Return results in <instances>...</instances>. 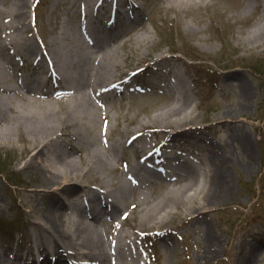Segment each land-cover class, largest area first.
<instances>
[{"label":"rangeland","instance_id":"1","mask_svg":"<svg viewBox=\"0 0 264 264\" xmlns=\"http://www.w3.org/2000/svg\"><path fill=\"white\" fill-rule=\"evenodd\" d=\"M109 1L102 0L100 4L101 0H93L96 9L88 14L84 13L82 0H40L38 28L32 27V31L43 42V36L44 39L52 36L61 20L75 27L90 22L94 16V22L98 23V19L110 17L112 4L107 5ZM134 1L139 5L138 18L125 26L117 22L118 30L126 27L129 32L113 41L114 46L118 45L120 62L114 82L124 86L123 75L144 62L147 64L128 85L135 87L134 92L108 96V101L103 103L108 118L79 124L84 141L93 138L102 127L105 141L98 140L100 145H103L101 141H120L123 146L114 162L116 167L105 172L86 171L81 179L82 187L90 193L101 192L107 188L104 185L114 183L115 186L121 169L142 172L138 168L139 160L150 148L126 141L140 128L153 142H159L160 137L143 130L142 123L155 124L154 114L171 102L167 64L177 65L185 76L195 109L191 130H186L187 136L172 148L195 161L201 175L206 168L202 160L206 161L207 142L219 146L228 160L231 185L224 197L210 203L204 201V190L194 193L192 189L185 201L179 206H170L162 219L144 223L140 222V212L132 202L121 203L122 209L117 215L105 216L98 223L99 230L107 240L115 231L114 225L122 222L125 230L135 234L149 264H239L240 257L259 242L261 252L253 264H264V42H255L249 36L262 11L258 6L250 9L247 0L191 2L188 9L176 5L170 8L167 0ZM141 32L148 34V38L144 43H137L134 38ZM130 35L129 43L123 45V39ZM160 55L177 59L168 58L162 60V64L149 61ZM26 64L24 60L20 62L24 76L29 73L24 71ZM145 82L148 84L138 90V85ZM14 98L20 101L17 96ZM66 100L67 96L62 102ZM54 106L60 109L56 97ZM72 134L70 130L60 136L62 139L57 135L55 141L71 147L78 142ZM21 135L25 141L17 133H13L10 140L0 141V249L11 254L28 248L27 232L31 223L41 216L49 202L50 191L43 187L53 186L50 188L53 191L62 182L43 181V173L24 158L23 146L30 142L25 132ZM190 135L194 139H190ZM172 148L168 155L173 154ZM71 156L79 159L75 149ZM150 162L157 164L155 160ZM79 165L85 168V164ZM179 171L178 167H172L146 172L153 180L141 191L147 193L149 202L187 181ZM206 174L204 172L200 179L203 186L207 185ZM138 193V189L134 190L130 199H136ZM208 231L217 242L205 246ZM206 251L215 253V257L212 254L206 257Z\"/></svg>","mask_w":264,"mask_h":264},{"label":"bare ground","instance_id":"2","mask_svg":"<svg viewBox=\"0 0 264 264\" xmlns=\"http://www.w3.org/2000/svg\"><path fill=\"white\" fill-rule=\"evenodd\" d=\"M39 1L0 0V141L10 140L13 133L19 134L25 141L21 135L25 132L30 142L23 146L26 150L25 160L37 166L43 173L45 183L62 182L53 191L50 190L53 186L43 187L50 191L49 202L41 216L31 223L27 232L28 248L16 254L0 249V264H149L139 249L135 234L125 230L122 222L114 225L115 232L107 240H104L98 223L107 214L117 215L124 202L125 205L132 202V206L137 207L140 222L144 223L151 219H162L163 213L170 206L181 205L192 189L194 193L204 190L203 198L207 203L224 197L231 185L228 160L220 152L219 146L207 142L206 161L201 159L206 165L204 172H207V185L203 186L200 179L204 172L199 175L196 162L182 156L177 149L174 151L176 143L187 136L185 131L191 130L195 109L185 76L177 65L167 64V88L171 102L154 114L152 120L155 124H148V121L145 125L142 123L143 130L147 129L160 137L159 142H153L148 133H142L138 128L126 143L129 141V144L150 148L146 153L158 150L149 157L158 165L145 167L147 171L160 172L178 167L179 174L186 176L187 181L149 202L147 193L141 188L150 186L153 180L148 176L150 173L146 171L141 175L138 171L121 169L115 186L114 183L104 185L107 188L96 193L85 191L81 183L84 173L91 169L105 172L115 168L114 162L123 147L120 141L103 142L105 135L102 127L98 128L93 138L84 141L79 124L108 118L103 103L108 101L109 95L122 91V87L114 82L120 62L118 45L114 46L113 41L129 31L126 27L118 30L116 21L109 17L100 23H95L91 18V22L75 27L61 20L56 32L48 39L43 36V42H40L32 31V27L38 28ZM92 1L82 0L84 13L90 14L96 9ZM122 1H109L107 5L112 4L111 13L123 11L124 4H131L132 9L137 8L132 0ZM202 1L205 0H167L170 8L176 5L183 9H188L191 2ZM247 5L250 9L258 6L262 11L249 36L255 42H264V2L247 0ZM131 38L130 35L121 43L127 45ZM147 38L148 34L141 32L134 39L137 43H144ZM160 56L153 63L162 64V60L177 59L176 56ZM23 60L33 68L25 77L20 74V62ZM40 68L41 71L38 70ZM53 79L54 82L58 80L57 83L49 86ZM59 89L63 90L58 92ZM15 96L20 101H16ZM66 96V103H63ZM54 97L60 104L59 110L54 106ZM70 130H73V138L78 139L77 144L67 147L55 141L57 135L62 139L60 136L70 133ZM189 137L194 139L193 135ZM102 139L103 145H100L98 140ZM171 148L173 154L168 155ZM74 149L79 159L71 156ZM84 155L86 158H83ZM80 163L85 164V168ZM136 189L139 191L137 198L131 200ZM209 233L206 232L205 246L217 242ZM260 244L251 245L240 257L239 264H253L261 252ZM204 254L215 257L211 251Z\"/></svg>","mask_w":264,"mask_h":264}]
</instances>
